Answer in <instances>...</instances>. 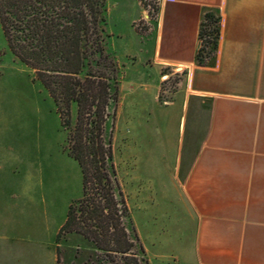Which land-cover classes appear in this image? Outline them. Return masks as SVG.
Returning a JSON list of instances; mask_svg holds the SVG:
<instances>
[{
  "label": "crops",
  "instance_id": "obj_1",
  "mask_svg": "<svg viewBox=\"0 0 264 264\" xmlns=\"http://www.w3.org/2000/svg\"><path fill=\"white\" fill-rule=\"evenodd\" d=\"M136 4L134 39L133 25L149 21ZM208 13L219 18L220 35L214 55L200 65ZM152 38L150 53L137 38L125 53L131 63H118L133 72L128 105L124 71L118 81L115 115H128L131 124L123 150L132 149L127 156L135 163L145 148L155 158L154 176L176 182L184 215L195 225L192 264H264V0H160ZM138 64L142 72L133 70ZM173 77L175 90H163ZM10 163L0 157V264H11L10 238L20 233L27 206L26 176Z\"/></svg>",
  "mask_w": 264,
  "mask_h": 264
},
{
  "label": "rangeland",
  "instance_id": "obj_2",
  "mask_svg": "<svg viewBox=\"0 0 264 264\" xmlns=\"http://www.w3.org/2000/svg\"><path fill=\"white\" fill-rule=\"evenodd\" d=\"M140 2L149 21L141 19L133 27L146 55L152 49L160 0ZM107 8L109 50L113 51L119 65H128L132 58L125 57V53L133 50V41L138 45L130 26L137 16L136 0H107ZM142 69L140 64L133 68L140 72ZM123 71L121 66L120 79ZM131 79L133 72L124 71L123 90L127 105L132 95L129 93ZM178 83L179 78L173 77L162 83V89L174 91ZM145 104L151 109L154 102L149 98ZM116 105L109 110L105 139L111 144L117 180L130 212L125 225L131 235L135 227L150 264H192L195 225L184 215L176 182L169 175L154 176L151 167L155 165L152 164L155 158L149 160L148 154L142 151L145 148H138L139 158L135 163L127 156V153L132 155V149L124 152L123 146L126 147L128 140L124 142L123 138L130 136V117L126 114L116 117ZM1 114L5 119L0 124V157L11 161L12 172L26 176L29 193L19 236L13 234L10 238V262L16 264V255L20 254L21 264H56L60 245L63 250L61 264H73L76 249L85 248V243L79 236H70L66 241H63L65 237L61 238L58 244L57 237L70 205L82 196L81 169L69 155L67 133L52 98L35 80L32 70L13 57L0 26ZM153 118L151 123L155 121ZM161 121L163 127L168 125L167 119ZM10 143L13 145L11 150L7 148ZM16 155L22 162L20 165ZM11 230L16 228L11 227Z\"/></svg>",
  "mask_w": 264,
  "mask_h": 264
},
{
  "label": "trees",
  "instance_id": "obj_3",
  "mask_svg": "<svg viewBox=\"0 0 264 264\" xmlns=\"http://www.w3.org/2000/svg\"><path fill=\"white\" fill-rule=\"evenodd\" d=\"M0 26L13 57L32 70L52 98L82 173V196L69 207L58 244L79 236L73 264H149L117 180L105 139L118 101L119 67L109 50L106 0H0ZM219 18L205 14L200 65L218 46ZM63 250H57L61 264Z\"/></svg>",
  "mask_w": 264,
  "mask_h": 264
}]
</instances>
